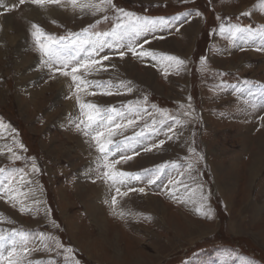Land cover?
Segmentation results:
<instances>
[{"label": "rangeland", "instance_id": "obj_1", "mask_svg": "<svg viewBox=\"0 0 264 264\" xmlns=\"http://www.w3.org/2000/svg\"><path fill=\"white\" fill-rule=\"evenodd\" d=\"M98 2L0 0V17L13 16L19 36L16 46L0 38L2 264H264V0H112L95 15L80 7ZM60 6L65 20L42 14ZM117 9L154 21L152 31L108 37L94 51L87 41L112 31ZM33 24L45 44L56 38L68 71L98 61L78 73L86 85L70 76L65 90L55 84L61 74L42 55ZM233 26L256 35L233 39ZM29 51L39 69L31 76L21 63ZM164 55L185 64L178 69ZM90 112L111 141L106 163L139 180L105 182Z\"/></svg>", "mask_w": 264, "mask_h": 264}, {"label": "snow or ice", "instance_id": "obj_2", "mask_svg": "<svg viewBox=\"0 0 264 264\" xmlns=\"http://www.w3.org/2000/svg\"><path fill=\"white\" fill-rule=\"evenodd\" d=\"M70 2L72 3V5L75 7L77 5V0H70ZM25 0H19V4H24ZM32 4L35 5H39V6H43L45 4H53V3H60V0H31ZM109 5V6H113L112 5V0H99L98 3H87V4H83L80 5L81 8H89V9H95V11L93 12V15H95L96 12H104L106 11V9L102 6V5ZM12 8L16 7V5H12ZM11 10V8L5 9V11H9ZM117 12L119 13V16L117 17L118 19V23L115 25V27L112 29L111 32H104V33H94V35L97 37L96 41H87V43H93L94 44V51L97 49H101L104 46H106L107 44V38L108 37H112L114 40H119L122 39L123 35L128 33L129 31L131 33H134L135 35L139 36L145 33H149L152 31V26L155 23L152 20H149L147 18L142 19L141 17L137 16L135 13L132 12H128L124 9H117ZM250 13H242V15H249ZM196 15H201L199 12L196 13ZM126 18V19H124ZM104 19H107V17L105 16ZM219 19V17H218ZM161 22H163V20H161ZM183 22H186L184 20L180 21V24H182ZM227 26L226 25H221L220 26V30L221 32H223L225 30ZM32 28L35 29V31L32 32V35L34 37H36L37 39V44L38 47L42 53L43 56H46L48 58L47 63L50 65H55V70L60 72L61 75L63 76H70L73 82H78L77 83V88L80 87L81 84H87L88 82L85 80L81 79V76L78 75V73H80L82 70L83 72L86 74L87 72H89L91 70V68L96 65L98 63L97 60L92 59V60H88V61H84L83 63L77 62L75 66L71 67V70L68 71L67 68L69 67V62L62 58V56L59 53V49L58 46L55 42L56 38L52 37V36H47V40L50 41V43L45 44L43 42L42 37L45 36V34L43 33V31L39 28L38 25L33 24ZM177 31L179 30V27H177L176 29ZM84 32H87L88 29H84ZM231 31V35L232 38L235 39L237 34L240 33H247L246 36H242V39H245L246 41L248 39L253 38L256 33L251 32L248 29L245 28H241L239 26H233ZM262 38H264V33L261 34ZM109 47H111L112 45H108ZM142 47V46H141ZM128 50L134 55V56H138V57H148L151 58L153 60H155L157 58V55L152 52L151 50H141V51H136L135 48L128 46ZM119 55L121 56V58H123V56L125 55V52L121 51L119 53ZM165 59L172 61L175 63V65L178 67L182 66L185 64V61L175 57V56H171V55H164ZM104 60H108L109 57L108 56H104L103 57ZM205 62V58H201V63L203 64ZM130 90V89H129ZM96 105H92V104H87L81 105V108H88V109H96ZM87 120L89 121V127H93L95 126V130H94V134L92 135V139L95 141V145H96V149L99 153L102 154V158L105 161V163L103 164V167L106 168L107 170L104 171L103 176L104 178H106L105 182H107L108 180L112 181L113 184H123L125 183L128 179H135V180H139L140 179V175L139 174H133V173H127V172H122V171H115L114 170V165L111 163H106L107 161V157L108 154L112 152V146H111V141L109 142H105L103 137L106 135V133L103 131V125L96 119V116L94 114L87 113ZM81 123H83V121H81ZM131 123V121L129 122ZM174 123L176 124H180V121L178 120H174ZM117 127H119V125H117ZM77 130H80V124L76 125ZM83 134L85 136L89 135L88 131H84ZM16 159H20L19 156H16ZM33 169L38 171V169L35 166V163H33ZM5 171V169L0 168V173H3ZM151 182V181H150ZM139 191L143 192L144 189H139ZM117 192H119V189L117 188ZM206 199V198H205ZM112 204L115 205L116 204V197L113 196L112 198ZM22 211L24 209H21ZM196 211L198 213H201L203 215H207L210 218V212L211 210L209 209L207 212H201V208H197ZM123 214V213H122ZM16 235H20L21 239H27L26 234L23 233H13L12 236L15 237ZM6 238L2 235H0V248L3 247V242ZM51 239H55V238H51ZM57 246L58 247H62V245L59 244V241H56ZM15 246L8 252V256L11 257L13 255V253L15 252ZM24 251L26 252L27 249H24ZM68 251H71V249H69ZM4 255L3 252L0 251V264H2L3 260H4ZM9 264H16L15 261L9 259Z\"/></svg>", "mask_w": 264, "mask_h": 264}, {"label": "bare ground", "instance_id": "obj_3", "mask_svg": "<svg viewBox=\"0 0 264 264\" xmlns=\"http://www.w3.org/2000/svg\"><path fill=\"white\" fill-rule=\"evenodd\" d=\"M5 2L7 3V2H10V0H5ZM50 8V7H49ZM65 8V10H66V8H67V6H60V7H58V8H55L54 7V9H48L47 11L45 10V11H43L44 13H42L43 15L44 14H46V15H49L51 18L52 17H54V16H56V17H58V19H67L66 17H68L66 14H68L66 11H64V13H63V9ZM30 9H32V8H30ZM46 9H47V7H46ZM60 9H62V10H60ZM83 9V8H82ZM23 12V11H22ZM25 12H27V11H25ZM32 12V14L34 15L35 14V17L36 18H38V15H36V12L34 11V10H32L31 11ZM15 23V21H14V18H13V16H4V17H0V38L1 37H6V38H8V40H9V42L12 44V45H14V46H16V44H18V39H19V36H18V34H17V30H16V28H15V26H16V24H14ZM15 25V26H14ZM8 30H11V31H15V35L14 36H9V37H7V35H6V32L8 31ZM13 33V32H12ZM6 35V36H5ZM21 39V38H20ZM0 41H1V39H0ZM1 43V42H0ZM28 49V48H27ZM29 57H31V54H30V51L29 52H27L26 54H24V55H21V63L26 67V68H28L29 69V75L31 76V75H33V74H35L39 69H38V66H36V65H31V61H32V59L31 58H29ZM38 62V61H37ZM33 63H35V62H33ZM37 65H38V63H36ZM31 67V68H30ZM37 69V70H36ZM39 72V71H38ZM34 78V77H33ZM68 82V78H67V76H63V75H60L59 77H56L55 78V84L59 87L60 86V89H63V90H65V86L68 84L67 83ZM45 87H47V86H45ZM62 90V91H63ZM92 94V93H91ZM73 101L74 100H68L67 102L68 103H66L65 104V108L67 109V111H66V113H68L69 111H71V109H72V105H73ZM66 124L67 123H64V124H62V127L61 128H65L66 127ZM70 130V129H69ZM79 143L80 144H83V145H85L86 144V142L84 141V139H81L80 141H79ZM81 147V146H80ZM96 185V184H95ZM91 186V185H90ZM94 186V185H93ZM98 190V191H97ZM95 191L97 192V194H99V193H101V192H104V193H106L107 192V189L105 188V186L103 185V184H99V185H97L96 187H95ZM107 194V193H106ZM100 195V197H101V194H99ZM105 196H107V195H105ZM103 198V197H102Z\"/></svg>", "mask_w": 264, "mask_h": 264}]
</instances>
